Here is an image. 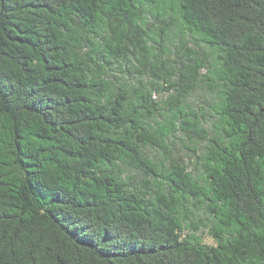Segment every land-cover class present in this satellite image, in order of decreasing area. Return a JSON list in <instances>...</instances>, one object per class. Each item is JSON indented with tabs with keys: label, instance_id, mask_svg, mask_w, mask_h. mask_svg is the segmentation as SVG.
I'll use <instances>...</instances> for the list:
<instances>
[{
	"label": "trees",
	"instance_id": "16d2710c",
	"mask_svg": "<svg viewBox=\"0 0 264 264\" xmlns=\"http://www.w3.org/2000/svg\"><path fill=\"white\" fill-rule=\"evenodd\" d=\"M0 264H264V0H0Z\"/></svg>",
	"mask_w": 264,
	"mask_h": 264
},
{
	"label": "rangeland",
	"instance_id": "374dc122",
	"mask_svg": "<svg viewBox=\"0 0 264 264\" xmlns=\"http://www.w3.org/2000/svg\"><path fill=\"white\" fill-rule=\"evenodd\" d=\"M189 46L192 48L196 47L194 44L190 43ZM210 51L207 47L203 46V50L201 51L202 55H207L209 54ZM133 63L138 66L137 62L135 59H133ZM117 68V67H116ZM130 70V69H129ZM128 69L124 68L123 72L116 71V72H110L108 75V78L111 80H115V85L118 86L119 83H127L130 84L131 86H138L139 83L142 82H149L151 79V76L146 73L143 76H140L136 72H133L132 74L129 72ZM130 71H133L130 70ZM207 70H203L202 73H206ZM173 82L165 83L161 82V90L160 93H155L154 94V99L156 102H159L160 104L164 105L165 102L169 103L172 101L173 97H177V91L176 88H173L171 85ZM182 100L185 101V104H189L192 110L196 111L199 115L207 114L206 119L203 121V126L209 130H213L212 126L215 123V118L211 114V110L209 107L210 102L212 101V96L211 93L208 91L207 86L205 85L204 82L197 84L194 90H191L189 94L187 95L186 98H182ZM162 120V118L160 119ZM170 142V141H169ZM172 147V157L173 158H180L185 165L189 167V171L193 173V175H199L202 171L201 168V161L199 160V157L203 155V148H204V143L199 142L197 136L189 137L181 132L177 133L176 139H174ZM193 146H198L200 148V152L197 155H194L190 149L193 148ZM147 153L149 156L154 159L155 161H161L164 160L167 157V154L162 151V150H157V149H148ZM129 174L136 175L137 172L135 170L128 172ZM138 180L142 179L141 175H137ZM200 236L202 237L203 241L206 244L213 245L215 244L214 239L209 236V234L204 230L200 232Z\"/></svg>",
	"mask_w": 264,
	"mask_h": 264
}]
</instances>
